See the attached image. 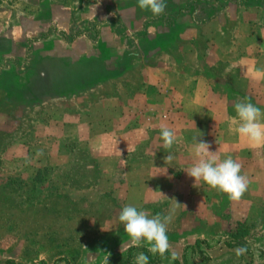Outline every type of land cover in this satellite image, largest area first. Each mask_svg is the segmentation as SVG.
Returning <instances> with one entry per match:
<instances>
[{"label":"rangeland","instance_id":"obj_1","mask_svg":"<svg viewBox=\"0 0 264 264\" xmlns=\"http://www.w3.org/2000/svg\"><path fill=\"white\" fill-rule=\"evenodd\" d=\"M165 4L0 0V264H264V149L229 130L238 99L264 111V0ZM194 137L241 164L240 200L184 171ZM174 199L169 252L130 246L120 209Z\"/></svg>","mask_w":264,"mask_h":264},{"label":"clouds","instance_id":"obj_2","mask_svg":"<svg viewBox=\"0 0 264 264\" xmlns=\"http://www.w3.org/2000/svg\"><path fill=\"white\" fill-rule=\"evenodd\" d=\"M137 6L141 10L149 11L153 16L162 15L166 8L165 0H137ZM252 73L255 79H264V69L253 68ZM232 107L235 115L230 118V132L246 141L249 147L264 149V111L248 97L238 99ZM201 135L202 133L198 137ZM159 138L164 149L172 148L180 139L177 132L167 125L161 126ZM210 147L208 142L204 140L197 142V137H194L191 150L194 160L184 171L194 179L195 184L202 181L210 188L226 194L229 200H240L249 185L247 176L241 174V164L230 155L221 158L217 150L210 151ZM173 160L174 156L171 154L165 157L169 165ZM181 205L174 199L166 215H152L135 205H124L119 211L118 221L129 237L130 246L146 247L147 252L154 256H164L169 252L171 245L167 235L168 225ZM245 252L246 248L243 247L235 249L237 256ZM109 255L110 253L105 256L104 264H108ZM171 258L175 260L177 254L172 252ZM134 264H149L148 255L139 252L134 258Z\"/></svg>","mask_w":264,"mask_h":264},{"label":"trees","instance_id":"obj_3","mask_svg":"<svg viewBox=\"0 0 264 264\" xmlns=\"http://www.w3.org/2000/svg\"><path fill=\"white\" fill-rule=\"evenodd\" d=\"M4 264H11L10 262H6V263H4Z\"/></svg>","mask_w":264,"mask_h":264}]
</instances>
